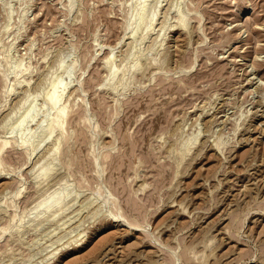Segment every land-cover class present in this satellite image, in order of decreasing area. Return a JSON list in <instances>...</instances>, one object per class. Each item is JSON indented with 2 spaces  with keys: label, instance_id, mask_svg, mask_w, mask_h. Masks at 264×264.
<instances>
[{
  "label": "rangeland",
  "instance_id": "obj_1",
  "mask_svg": "<svg viewBox=\"0 0 264 264\" xmlns=\"http://www.w3.org/2000/svg\"><path fill=\"white\" fill-rule=\"evenodd\" d=\"M1 147L0 264H264V0H0Z\"/></svg>",
  "mask_w": 264,
  "mask_h": 264
},
{
  "label": "bare ground",
  "instance_id": "obj_2",
  "mask_svg": "<svg viewBox=\"0 0 264 264\" xmlns=\"http://www.w3.org/2000/svg\"><path fill=\"white\" fill-rule=\"evenodd\" d=\"M142 6V5H141ZM141 9H143V8H140L139 10H141ZM144 10V9H143ZM140 15V14H139ZM153 19V18H152ZM183 20V19H182ZM181 21V20H180ZM181 23V22H180ZM183 25V24H182ZM112 72V71H111ZM52 88H53V90H55L54 88V85L52 86ZM53 92V91H52ZM51 92V93H52ZM58 97V96H57ZM57 101V98H56V96L54 95V94H51V95H49L48 96V102L50 103V104H54L55 102ZM53 106V105H52ZM63 108V107H62ZM58 113V114H57ZM56 114H57V116H56V118L50 123V125H49V132H52V130L54 129V127L56 128V124L58 125L57 127H60L61 125H60V123H62V122H59V120H58V118H63V116H64V111H62V109H61V111H59V112H57ZM28 116H30L31 118H33V116H34V114L33 113H29L28 114ZM22 119H26V118H21V120ZM64 119V118H63ZM58 120V121H57ZM25 122V121H24ZM23 122V120L21 121V123L23 124L24 123ZM59 122V123H58ZM19 123V122H18ZM20 123V124H21ZM20 124H19V126H20ZM49 124V123H48ZM62 127V126H61ZM20 128V127H19ZM57 129V128H56ZM48 130V129H47ZM55 130V129H54ZM60 130H61V128H60ZM61 133V132H60ZM47 135H48V133H47ZM5 145V144H4ZM24 145V144H23ZM3 146V145H2ZM5 147V146H4ZM4 147H1L0 148V153L2 152L1 150H2V148L4 149ZM56 148V147H55ZM54 148V149H55ZM52 152H54V151H52ZM55 153H52V155H54ZM56 156V155H55ZM47 168V167H46ZM45 168V169H46ZM47 170V169H46ZM44 172H45V170H44ZM45 176V175H44ZM41 177V176H40ZM58 194H60V192L58 193ZM63 194V193H62ZM63 195H65V194H63ZM63 195H59V196H56V197H53V196H51V197H49V198H45L43 201H41L40 203H38V208L39 207H42V209H40L39 210V212H40V214L41 213H49L50 214V212H56V211H60V209H62V205H63V198L65 197V196H63ZM65 204V203H64ZM35 209H36V207H35ZM38 210V209H37ZM53 213H51V214H53ZM48 218H49V216H48Z\"/></svg>",
  "mask_w": 264,
  "mask_h": 264
}]
</instances>
